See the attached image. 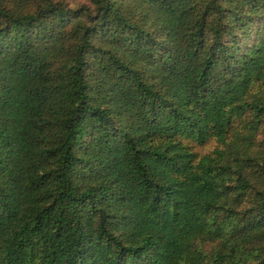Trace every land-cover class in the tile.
Here are the masks:
<instances>
[{"label":"trees","instance_id":"16d2710c","mask_svg":"<svg viewBox=\"0 0 264 264\" xmlns=\"http://www.w3.org/2000/svg\"><path fill=\"white\" fill-rule=\"evenodd\" d=\"M0 264H264V0H0Z\"/></svg>","mask_w":264,"mask_h":264},{"label":"rangeland","instance_id":"374dc122","mask_svg":"<svg viewBox=\"0 0 264 264\" xmlns=\"http://www.w3.org/2000/svg\"><path fill=\"white\" fill-rule=\"evenodd\" d=\"M70 1L73 4H75V2L82 1V0H70ZM239 120H240V118H236L234 121V124L237 125ZM190 143L192 144V147L194 148V150H196L200 154L211 151L214 147H216L218 145V141L215 138H211L208 141H206L205 143H199V142H196L194 140H190ZM210 245L207 242L204 244V248H208V246H210Z\"/></svg>","mask_w":264,"mask_h":264}]
</instances>
